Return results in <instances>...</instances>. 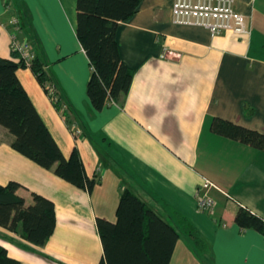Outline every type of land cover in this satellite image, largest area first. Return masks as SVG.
Segmentation results:
<instances>
[{"label":"crops","instance_id":"0c3cea01","mask_svg":"<svg viewBox=\"0 0 264 264\" xmlns=\"http://www.w3.org/2000/svg\"><path fill=\"white\" fill-rule=\"evenodd\" d=\"M10 1L0 0V57L17 61L10 23L17 18V38L49 74L61 110L31 67L18 76L62 152L77 148L99 183L88 192L61 179L12 149L0 126V184L20 183L27 204L38 193L56 213L43 247L21 228L0 226L8 255L20 264H99L97 218L116 221L129 190L178 229L170 264H264V235L235 222L240 206L264 219V151L211 131L218 117L264 133V0H234L249 33L218 36L174 24L175 0H140L117 29L122 61L134 71L130 91L101 111L87 95L92 69L77 37V0ZM206 180L212 212L197 206Z\"/></svg>","mask_w":264,"mask_h":264},{"label":"trees","instance_id":"16d2710c","mask_svg":"<svg viewBox=\"0 0 264 264\" xmlns=\"http://www.w3.org/2000/svg\"><path fill=\"white\" fill-rule=\"evenodd\" d=\"M139 2L77 0V37L92 69L87 95L96 111L111 101L120 102L130 91L134 71L122 61L117 29L120 22L138 11ZM13 54L17 61L0 57V126L13 137L12 149L75 187L92 192L99 179L87 175L77 148L69 156L62 152L18 76V70L25 65L17 52ZM31 69L48 92V86L53 84L37 58ZM53 102L61 110L58 97ZM211 131L264 151V133L259 131L218 117L213 119ZM21 187L16 181L0 184V226L11 232L21 228L24 239L43 247L56 226L54 202L32 193L33 201L27 204L17 194ZM235 222L243 230L254 229L264 235V219L245 207H239ZM97 227L103 247L99 264H170L180 237L178 229L129 190L120 196L116 221L98 217ZM0 264L20 263L0 244Z\"/></svg>","mask_w":264,"mask_h":264},{"label":"built area","instance_id":"2783aa9c","mask_svg":"<svg viewBox=\"0 0 264 264\" xmlns=\"http://www.w3.org/2000/svg\"><path fill=\"white\" fill-rule=\"evenodd\" d=\"M172 16L174 24L202 27L209 30L212 36L228 31L236 34L249 33L246 17L234 8V0H175ZM10 23L15 32L12 36V49L19 54V59L25 67H31L36 54L27 41L18 40L16 33L21 29L19 20L13 18ZM48 94L52 101H57L53 86H48ZM79 132L75 130V134ZM213 186L206 180L196 193L197 206L202 211L214 210L215 200L209 194V189Z\"/></svg>","mask_w":264,"mask_h":264},{"label":"rangeland","instance_id":"374dc122","mask_svg":"<svg viewBox=\"0 0 264 264\" xmlns=\"http://www.w3.org/2000/svg\"><path fill=\"white\" fill-rule=\"evenodd\" d=\"M196 247H197V245H196Z\"/></svg>","mask_w":264,"mask_h":264}]
</instances>
